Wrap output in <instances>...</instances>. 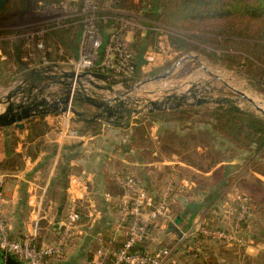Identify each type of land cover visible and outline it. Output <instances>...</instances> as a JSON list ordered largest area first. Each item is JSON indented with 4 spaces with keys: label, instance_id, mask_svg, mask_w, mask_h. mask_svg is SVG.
Returning a JSON list of instances; mask_svg holds the SVG:
<instances>
[{
    "label": "crops",
    "instance_id": "0c3cea01",
    "mask_svg": "<svg viewBox=\"0 0 264 264\" xmlns=\"http://www.w3.org/2000/svg\"><path fill=\"white\" fill-rule=\"evenodd\" d=\"M71 26L76 30L81 25L76 22ZM146 35H142L140 40ZM58 46L61 48L60 44ZM78 55L79 47L77 56L71 58L76 60ZM48 56L55 62L56 54L48 53ZM163 58H159L155 66H162ZM4 59L1 58L2 61ZM25 59L27 57H23L22 61ZM149 67L139 60V73ZM23 72L19 78L30 83L32 71L25 69ZM39 82L40 79L37 80ZM17 88L13 84L4 91ZM83 107L89 110L90 106L85 103ZM90 112L94 114L95 111ZM43 117L48 122H58L55 117ZM147 122H150V129H143ZM102 127L97 135L59 137V141L45 134L46 146L39 149L22 141L18 143L15 154L21 159V164L12 171L0 169L5 199L3 214L12 239L23 240L37 227V246L53 243L58 237L62 218L74 206L90 220L79 226L66 255L55 259L53 264H92L99 249L118 247L122 241L116 227L122 196L114 180L116 174L135 176L140 186L157 200L169 190L173 219L168 224L153 226L144 247V250L155 251L173 245L174 252L165 264H186V251L194 241L190 238L182 240V236L189 234L199 220L216 222L222 230L234 228L238 214L236 195L240 194L237 181L248 174L250 166L247 153L231 154L226 158L215 156L208 165H204L206 160H203V165L196 166L186 161L184 154L175 152L167 142H163L166 131L174 127L171 123H163L148 115L144 120L128 126L125 123L113 126L104 122ZM6 129L11 127L0 129V147ZM13 129L21 139L28 137L26 126L24 130ZM196 131L182 129L176 134L188 137L186 134L203 132L202 129ZM68 139L71 140L65 142ZM193 147L199 155L203 153L202 146ZM4 159L0 153V161ZM179 216H183L181 224L176 222ZM170 223L175 224L181 236L169 228ZM258 232L249 227L245 234L241 233L247 246L238 249L242 251L238 256L232 257L223 251L220 253V247L213 245V249L204 252L203 258L213 257L217 264H264V241H260ZM202 245L199 253L204 250Z\"/></svg>",
    "mask_w": 264,
    "mask_h": 264
},
{
    "label": "built area",
    "instance_id": "2783aa9c",
    "mask_svg": "<svg viewBox=\"0 0 264 264\" xmlns=\"http://www.w3.org/2000/svg\"><path fill=\"white\" fill-rule=\"evenodd\" d=\"M48 10L53 13L57 12L55 17L50 20V31L66 28L76 22L81 25L82 35L78 58L60 68L59 63L51 61L47 54L41 57L38 66L30 68L32 71L30 83L19 78V81L14 84L21 88L25 94L33 88L32 97L35 98L38 97L40 89L44 88L45 92L41 91L39 98H45L49 104H59L68 91L70 100L66 105L67 111L47 116L57 118L61 139L78 138V132L71 127V121L74 118L72 112V109L75 108L74 98L78 93L104 101L105 93H108L110 89L117 91L125 86L136 84V82L139 83L137 60L130 38L152 32L160 35L161 39L168 37V33L155 25L145 24L143 19L136 14L113 9L107 3L102 8L97 4V0H79L78 4L63 2ZM102 12L114 14L102 16ZM108 22L112 24L104 32L100 25H106ZM42 34H38V37H41ZM23 38V49L25 46L30 49V45L33 43V50L46 54L45 45L41 40H35L34 36L29 35L20 39ZM166 47V44L160 41L158 51L146 52L143 61L147 66L156 65L159 58L166 53L164 52ZM71 73L74 74L73 78L65 76ZM93 74L107 75L109 79L101 80ZM49 78H53V80ZM39 79L40 82L37 83ZM8 91L13 90H3L2 98ZM59 107L64 106L60 105ZM114 180L122 191L116 220V227L122 235V241L118 247L109 250L99 249L92 264H165L172 256L173 249L160 248L155 251H147L140 250L139 246L148 241L153 226L159 223L168 224L173 219L169 190L162 193L161 199L157 200L141 187L136 177L131 174H116ZM2 188L3 180L0 178V251L3 254L16 257L21 264H53L55 259H62L66 255L71 240L78 234L79 226L90 220L88 215L72 206L60 222L58 237L53 243L37 246L35 242L38 236L37 227L25 239L14 240L3 214L5 199ZM236 198L239 211L234 228L230 231L216 229L210 227L205 221L199 220L189 234L182 236V240L190 238L194 241L186 253L198 252L202 244V240H200L202 237L203 240L208 239L214 243L223 242L240 248L247 246V241L242 236L240 228L250 214L249 199L241 194L236 195Z\"/></svg>",
    "mask_w": 264,
    "mask_h": 264
},
{
    "label": "rangeland",
    "instance_id": "374dc122",
    "mask_svg": "<svg viewBox=\"0 0 264 264\" xmlns=\"http://www.w3.org/2000/svg\"><path fill=\"white\" fill-rule=\"evenodd\" d=\"M64 2L78 4L79 0H64ZM107 5L111 6V3L108 2ZM28 7V10L23 14L19 12L10 14L0 13V100L3 96V90L19 81L18 78L24 73L23 70L25 71V69H27V71H29L31 67L34 68L38 66L41 57L46 56L48 53L56 54L55 62L59 63L58 66L60 68L68 65L69 62L74 60L69 56L64 60L61 59L66 51L62 47L59 48L58 42L56 38H54L53 32L56 30H49L51 28L50 20L57 14V12L53 13L48 10L52 6L46 7L43 4L33 5L32 2H29ZM130 13L140 17L142 16L140 11ZM109 24L111 25L112 23L109 22ZM153 25L167 32L168 37L160 39V35L150 34V37L146 41L145 53L149 51H158L159 42L163 41L167 47L164 50L166 53L163 56L162 66L151 65L149 68L145 69V71L140 70L139 75H137L139 83L136 82V84L129 87L125 86L117 91L110 89L108 93H105L104 102H106V100L107 102L112 101L110 106L114 108L120 107V114L125 115L126 118V120L116 118L114 121L120 123L119 126L124 123L128 126L142 121L146 116L151 115L149 114V110L151 109L152 102L166 103L168 98H172L171 102L167 105L174 106L181 103L182 107H180V109L187 110L192 107L200 108L195 111L193 109L192 111L195 125L194 128L191 129L194 130V132H197L196 130L198 129H202L203 132L194 133L195 136H193V133H191V135L186 134L188 137L180 136L176 134V131H181L183 126L179 123H171L174 127L166 131V138L164 137L165 141L163 142H167L175 152L184 154L185 160L196 166L203 165V160H206L204 165H208L215 156L218 158L230 156L232 152L231 149L234 147H232L233 145L231 144L228 146L226 144L227 142L224 143L220 141L219 135L214 130V122L211 119L213 110L220 105H233L238 109L253 112L264 119V115L256 110V106L264 108V90L262 87L252 84L242 69L229 68L226 65L216 63L200 52L186 54L182 51H178L171 42L174 38L182 37L184 34L176 32L159 22H153ZM43 31L45 32L42 34ZM74 31L75 30L72 31V35H75L76 32ZM38 34H42L41 37H38ZM26 35L34 36L35 40H41L45 45L46 54L33 50V43L30 42V49H27L26 46L24 49L22 48L21 57H27L26 60L21 62V64H24V66H22L17 63L13 49L16 50V44L24 42V38H20ZM138 36L139 35L130 38L132 45ZM201 49L205 48L201 46ZM2 57L5 58L4 61L1 60ZM195 57L197 59H195ZM48 58L50 59L49 56ZM181 60H183L182 63L173 69L166 79H156L158 76L166 74L173 65ZM43 91L45 92V89ZM237 91L243 92L245 97L247 96L249 99L241 98V96L235 93ZM9 92L11 91L6 93L8 94ZM41 93L40 91L37 97L38 99H40L39 96ZM181 97L186 99L184 100L185 103L179 101ZM198 99H206L208 102L200 106L194 105ZM249 100H252L253 104H251ZM5 107V104H1L0 112H2ZM74 107L77 111L85 114L84 119L86 120H91L93 116L97 114L96 109L92 106L89 107V110L85 109L80 101H76ZM90 110H94V114L90 112ZM172 110L174 109H167L162 112H170ZM173 116L174 118L178 117L175 114H173ZM77 118L78 117L74 116L71 121V127L78 132L80 137L84 135H95L97 132L101 133L104 121L89 126ZM114 124L115 123H112L111 125L114 126ZM146 124V127H143V129H150V122ZM25 126L29 130V133L28 137L24 139L17 136L15 129H13L16 127L13 126L11 129H8V132L12 134V144L16 145L22 141L26 143V145L31 144L28 146L32 148H43L46 146L45 134H48V138L59 141L60 125L57 121L48 122L45 118L36 117L35 119L26 121ZM0 136H2L1 133ZM69 140L71 139L65 140V142ZM53 144L54 143H52L51 146ZM194 145L203 147V153L201 155L195 151ZM15 160L14 164L19 166L21 164V159L16 158ZM238 211L239 210H237V213ZM258 224H263L262 218ZM258 235L261 238V234L258 233ZM75 237L71 240V244ZM168 245L170 244L166 246ZM215 246L220 247L218 248L220 253L223 251V253L232 257L242 253L241 250H238L242 248H238L236 245H228V243L221 242L215 243ZM168 248L173 249L174 247L171 245Z\"/></svg>",
    "mask_w": 264,
    "mask_h": 264
},
{
    "label": "trees",
    "instance_id": "16d2710c",
    "mask_svg": "<svg viewBox=\"0 0 264 264\" xmlns=\"http://www.w3.org/2000/svg\"><path fill=\"white\" fill-rule=\"evenodd\" d=\"M29 2L33 5L43 4L50 7L64 0H10L1 13L23 14L28 10ZM108 2L111 3V8L118 10L140 11L143 22L149 26L153 25V22H159L176 32L183 33L182 37L174 38L171 42L178 51L186 54L200 52L216 63L229 68L242 69L252 84L264 90V0H97V4L102 8ZM113 14L101 13L102 16ZM100 26L105 32L110 24L108 22ZM73 30L72 26H68L53 32L58 44L66 51L61 57L62 60L68 56H77L82 28L77 27L74 31L75 35H72ZM150 34L153 33L147 32L143 40H140L139 35L132 45L137 60V75H139V60H143L146 41ZM201 46L205 49H201ZM15 51L16 61L21 64L22 42L16 44ZM193 109L195 111L200 108L192 107L187 110L178 108L170 112H156L149 117L163 123H179L183 126L181 129H191L195 125ZM173 114L179 118H174ZM77 119L89 126L100 122L92 119ZM211 119L220 139L233 145L232 155L241 152L249 155L248 174L237 181L240 194L249 199L250 213L242 223L240 232L245 234L249 227L257 229L261 234L260 241H264V181L262 180L264 179V119L233 105L218 106L213 110ZM4 132L0 153L6 159L0 161V169L12 171L16 167L14 162L18 157L15 154V147L18 144H12V134L8 129ZM97 134L99 133H95ZM261 218L262 225L258 224ZM182 219L183 216H179L176 222L181 224ZM206 224L219 229L216 222L207 221ZM200 240L204 245L203 252L186 253V264L215 263L213 257L203 258L204 252L213 249L215 243L208 239L203 240V237ZM145 246L146 243L139 246V249L144 250Z\"/></svg>",
    "mask_w": 264,
    "mask_h": 264
},
{
    "label": "water",
    "instance_id": "95a60500",
    "mask_svg": "<svg viewBox=\"0 0 264 264\" xmlns=\"http://www.w3.org/2000/svg\"><path fill=\"white\" fill-rule=\"evenodd\" d=\"M10 0H0V13L5 8V6L8 4ZM195 59H197L195 57ZM183 60L178 61L175 65H173L164 75L158 76L156 79H166L169 73L175 69L178 65L182 63ZM96 78L101 80H108L109 76L107 75H98L93 74ZM66 77H74V74H66ZM52 79L53 78H49ZM32 89L28 90L27 94L21 89L18 88L16 90H13L9 92L7 95H5L0 100V105L5 104V109L0 112V129L4 128H10V127H16L19 130H24L25 128V122L30 119H35L36 117L40 116H47L52 115L56 113H65L67 111L66 105L69 103L70 100V93L66 91L65 96L59 101L60 105H63L64 107H59L60 105L58 103L56 104H49L45 98L37 99L35 97H32ZM41 91L44 90V88L40 89ZM241 98H245V94L243 92L237 91L235 92ZM175 98V97H174ZM173 98V99H174ZM172 98H168L166 103H157L152 102L151 103V109L149 110V114H153L155 112H162L169 109H178L182 107L181 103H178L174 106L167 105L170 103ZM186 100L184 97L179 98L180 102H184ZM74 101H80L83 103H86L90 106H92L94 109L97 110V114L92 118V120H100L104 121L108 124L115 123L116 125H119L120 123H116L114 120L116 118L120 120H126L125 115L120 114L121 108L117 107L114 108L110 106V102H104L98 98L78 93V95L74 98ZM206 99H198L196 101L197 106H200L202 104H207ZM251 104H253L252 100H249ZM193 105V104H191ZM258 112H260L262 115H264V112L260 108H256ZM72 112L74 116L78 118H84L85 114L77 111L75 108L72 109ZM169 228H172L176 233H178L180 236L182 233L180 230H178L174 223L169 224ZM0 264H21L20 261L10 255V254H0Z\"/></svg>",
    "mask_w": 264,
    "mask_h": 264
},
{
    "label": "bare ground",
    "instance_id": "6f19581e",
    "mask_svg": "<svg viewBox=\"0 0 264 264\" xmlns=\"http://www.w3.org/2000/svg\"><path fill=\"white\" fill-rule=\"evenodd\" d=\"M208 70V69H207ZM220 80V79H219ZM246 99H249L247 96L245 97ZM256 106V105H255ZM256 108H260L262 109V111L264 112V108L260 107V106H256Z\"/></svg>",
    "mask_w": 264,
    "mask_h": 264
}]
</instances>
